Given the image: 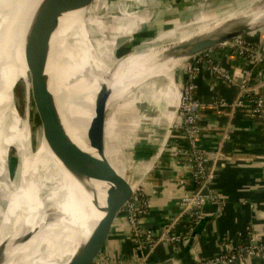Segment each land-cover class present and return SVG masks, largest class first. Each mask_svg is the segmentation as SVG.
<instances>
[{
	"label": "bare ground",
	"instance_id": "bare-ground-1",
	"mask_svg": "<svg viewBox=\"0 0 264 264\" xmlns=\"http://www.w3.org/2000/svg\"><path fill=\"white\" fill-rule=\"evenodd\" d=\"M259 2L260 0H254L245 11L239 14H249L253 10V6L258 5ZM156 8L161 10L160 7ZM236 10L225 12L224 15L213 18V21L233 16ZM155 13V10L148 9L131 15L125 13L117 18L136 17L141 19L140 16H148L147 14L152 18ZM70 14L74 15L73 18L79 16L77 12ZM65 17L66 15L62 16L63 19ZM204 19L208 18L193 19V22L186 24L183 31H181L182 27L168 29L165 33H159L157 39L161 40L175 33L180 35L179 39L186 38L205 27L209 20L201 23ZM145 20H141L139 24H143ZM109 25L112 26V24ZM115 28L119 31L123 30L122 34L129 35L128 38L125 37L124 42L131 40L132 44L128 48H132L131 51L134 50L130 55L121 58L119 63L116 62L115 54L109 53L108 55V50L103 47L98 38L93 36L94 33L87 35L83 28L77 30V33L71 32L62 36L60 34V37L57 32L48 36H40L27 28L9 23L2 11L0 12V194L4 195L1 215L4 226L10 220L12 221L13 238L16 239V244L7 251L9 258L5 264H70L73 262L72 257H76L80 243L89 236L92 223L97 222L104 215L108 184H101L100 181L94 179L85 166V172L82 175L77 172L80 169V150L92 151L94 155L96 154L87 145L96 119H84L89 110L96 108L93 95L96 94L99 86L104 84L108 87L109 83H114L116 88L118 86L121 89V85L127 84L129 79L126 71L132 69L149 53L148 51L139 52L137 45L133 44L136 39L132 35L136 28L131 26ZM102 31V33L105 32ZM124 44L126 46L127 43ZM28 47H31L33 51L39 48L41 52L45 53L43 60H45V67L50 68L49 70L47 68V72L52 77L53 85L47 94L46 102L41 95L37 96L40 117H43V132L38 153L41 162L40 177L39 180H34L33 186L34 190L39 186L38 199H36V207L29 215L30 218L27 221H22L24 215L22 207L26 197L28 174L34 158L32 127L28 122L29 116L27 121L26 105L21 114L17 106V98L5 91L8 90L7 82L10 85L12 78L5 70L7 66L24 67V55L27 54ZM146 64H144L143 70L149 69L145 72L149 75L161 69L160 66L169 63L160 66ZM24 69L25 67L16 72L14 78L24 76ZM142 71L136 73L137 77L145 76ZM120 89H115L113 93L115 100L122 98ZM29 98L30 96H25L27 107ZM4 104L12 111L4 110ZM15 115L17 118H12ZM110 121L108 120L109 125ZM76 126L78 127L73 137L71 133ZM50 133L66 137L72 148L66 150L61 148L58 151L54 150L55 152L51 150L47 144ZM11 138L19 141V151L18 160L13 171L9 174L7 142ZM112 145V142L108 140L105 155L113 167L116 166L123 172L126 168L123 167L125 163L119 159L114 161L115 149ZM64 169L68 181L71 182L70 192L64 191V187L59 183ZM82 210H84V217ZM58 219L60 221L57 225H50L49 221Z\"/></svg>",
	"mask_w": 264,
	"mask_h": 264
},
{
	"label": "crops",
	"instance_id": "crops-1",
	"mask_svg": "<svg viewBox=\"0 0 264 264\" xmlns=\"http://www.w3.org/2000/svg\"><path fill=\"white\" fill-rule=\"evenodd\" d=\"M167 1L183 3V6L173 8L175 16L183 13L185 17L188 13V21L198 16L193 9L194 3L198 0ZM204 1L205 4L203 3L201 8L206 7L208 13L202 11L200 14L211 15L210 10L216 9L214 8L216 3L218 5L222 0ZM253 1L247 0L240 6L243 7ZM240 6L228 10L234 11L241 8ZM221 11L223 12H216L218 13L216 15L227 13V10ZM247 36L264 41V29L250 32ZM212 52L221 66L232 73L252 64L245 57H236L223 46L215 47ZM171 65L173 64L160 66L161 69L156 70L157 73L154 71L147 76L152 78L142 85H137L138 97L132 92L133 96H128L117 103L111 126V136L114 134L117 139L128 140L126 144L123 142L121 144L130 149L128 152L131 154L133 166H130L129 172L133 181L142 183L149 199V211L143 222L155 232L164 229L179 215L178 199L184 187L175 181L189 176L184 157L171 156L167 153L157 154L161 140L167 137L169 115L174 112L176 106L177 85L174 82L182 81L184 76L183 65L173 72ZM252 68L253 82H257L258 69L256 66ZM161 71H164L163 77L167 83H159V77L162 75L158 73ZM239 81L240 79L236 77V83ZM171 90L175 93L173 101L169 100L167 95ZM263 90L264 88L258 93H262ZM236 95L237 84H229L219 79L205 67L201 69L196 89V96L201 101L207 102L215 97L233 99ZM121 102L119 116L116 113ZM203 115L199 124H210L213 129L201 131L198 145L208 155L213 153L222 128L227 123L232 127L230 137L224 142L221 150L224 159L215 168L213 186L219 195L218 201L207 203L204 208L205 218L203 217L192 229L186 217L177 221L172 230L180 234L182 240L173 244L157 245L146 258L150 264L168 263L169 260L174 264H195L199 257L217 254L228 248L231 242L243 240L240 238L241 234L245 235L247 229L259 240L264 241V135L260 120L252 117L246 109H239L234 115H229L225 110L205 107ZM174 141L180 145L185 144L182 131H173L169 142ZM123 167L127 166L124 164ZM186 188L191 187L186 185ZM134 254L135 246L124 212L121 211L110 230L101 256L108 262H128L134 259ZM232 264H264V258L254 257Z\"/></svg>",
	"mask_w": 264,
	"mask_h": 264
},
{
	"label": "water",
	"instance_id": "water-1",
	"mask_svg": "<svg viewBox=\"0 0 264 264\" xmlns=\"http://www.w3.org/2000/svg\"><path fill=\"white\" fill-rule=\"evenodd\" d=\"M144 1L146 0H0V12L2 11L9 23L27 28L40 36H48L58 31L65 35L71 32L77 33V30L82 28L87 34H93L98 33L106 24L109 26L112 23V26L105 31L109 37L114 27L122 28L127 22L126 19L117 17H121L125 13L131 15L139 12L138 8L133 7ZM251 3L237 9L233 16L224 17L218 21L212 19L211 22H207L202 30L190 34L186 38L179 39V35L170 37L167 44L149 52L132 69L126 71L129 79L127 84L121 85V89L118 86L116 88V84L109 83L108 87L101 84L96 94L93 95V91L91 92L95 99L97 113L95 127L87 140V145L96 154L94 155L92 151L80 150V169L77 172L82 175L85 172V166L94 179L105 182L108 186L105 195L104 215L97 222H91L93 224L92 230L85 241L80 243L76 257H72L73 262L70 264L108 263L102 258L101 253L108 240L110 230L132 191L130 180L121 175L105 155L106 135L112 137L111 125L108 124V120L113 117L116 105L122 99L115 100L113 94L115 89H120V94L122 93L123 97L127 91L125 87L134 83L132 86L134 88L152 78L140 79L141 77H137L136 73H140L144 69V64L147 65L146 63L150 66L184 63L200 52L263 28L264 13L261 15L260 13L264 12V0H260L258 5L253 6V10L249 14H239L245 11ZM194 4L201 5L202 3L195 2ZM179 6H183V3L169 1L168 5L157 7L168 10ZM73 12H77L79 16L73 18L74 15L70 14ZM64 15L66 17L63 19L62 16ZM105 32L101 34V38L106 37ZM119 39L118 36L116 40ZM44 54V52L33 51L31 47H28L27 54L24 55L25 76L14 78L16 72L24 68L21 65L20 68L7 66L5 71L12 78L10 85L7 82L8 90L5 91L13 95L18 84L22 86L24 96L37 97L51 91L53 82L52 77L46 71L45 60H43ZM115 57L116 62L119 63L120 58L116 54ZM123 82H125L124 79ZM47 144L53 151H58L61 148L65 150L72 148L66 137L52 133L48 134ZM63 153L65 154V151ZM3 196L0 194V264L6 263L9 258L7 251L16 244V239L13 238L12 221L10 220L5 226L2 223ZM82 215L84 217V210H82ZM143 253V251L135 248L134 259L126 262V264H137ZM167 262L163 264H174L170 260ZM145 264L150 263L146 261Z\"/></svg>",
	"mask_w": 264,
	"mask_h": 264
},
{
	"label": "built area",
	"instance_id": "built-area-1",
	"mask_svg": "<svg viewBox=\"0 0 264 264\" xmlns=\"http://www.w3.org/2000/svg\"><path fill=\"white\" fill-rule=\"evenodd\" d=\"M262 29V28H261ZM264 29V27H263ZM219 46L226 47L236 57H245L251 66L239 68L236 72L224 69L213 54V48L200 52L184 62V76L182 81L174 82L176 87V106L169 120V128L164 139L161 140L157 154L167 153L171 156L184 157L189 176L176 180L184 187L178 199L179 215L172 219L168 226L155 232L146 226L143 219L149 211V199L140 181H132L131 194L125 201L122 211L128 224L130 236L136 249L143 251L137 264H145L146 258L160 243H177L182 236L174 232L172 227L181 218L186 217L192 229L204 217V208L209 201H218V193L214 189L215 168L224 159L221 152L224 142L229 139L231 126L229 123L219 133L214 151L208 155L198 145V138L203 129L212 130L210 124L200 125L203 109L216 107L234 115L239 109H246L252 117L260 120L264 135V41L246 36H238ZM218 47V46H216ZM258 69V81L253 82V68ZM205 67L213 75L229 84H237V95L233 99L215 97L204 102L196 96L197 79L201 69ZM236 77L240 79L236 83ZM168 91V90H167ZM169 100L173 101L174 91L168 92ZM173 131H182L184 143L169 142ZM264 157V153H263ZM190 185L191 188H186ZM230 246L209 257H199L195 264H232L254 257L264 258V241L259 240L249 229ZM107 264H126L123 261H112Z\"/></svg>",
	"mask_w": 264,
	"mask_h": 264
},
{
	"label": "rangeland",
	"instance_id": "rangeland-1",
	"mask_svg": "<svg viewBox=\"0 0 264 264\" xmlns=\"http://www.w3.org/2000/svg\"><path fill=\"white\" fill-rule=\"evenodd\" d=\"M247 1V0H222V1H219V4L217 5L216 3V9L214 10H210V14L211 15H206V14H200L202 11L205 12V13H208V11L206 10V7L205 9L204 8H201V6L203 5V3L205 4V1L204 0H198V2L202 3L201 5H193V9H194V13L197 14L198 16H196L195 19H199V18H208V19H204L202 22H211V20L213 18H216L218 13L216 12H223L221 10H227V12L229 10H231L232 8H236V6H240V5H243V3ZM253 1V0H252ZM250 2V0H249ZM169 1L167 0H146L144 1L143 3L141 4H136L135 9H139L140 11L142 10H155L156 13L155 15L150 18V15L147 14L148 16H140L139 18L141 19H138L136 17H131V18H128L126 19L127 22L124 26H131L133 28H136L135 32L133 33L132 36L135 37L136 39V42L133 43V44H136L137 45V48H138V51L140 52H151L157 48H160L162 46H164L165 44H167V41L170 37L172 36H177L179 34L175 33L173 35H171L170 37H167V38H164V39H161V40H158V35L159 33L161 32H164L168 29H173V28H181V31L185 30V26L186 24L190 23V22H193L192 20L193 19H190L188 21V18H189V14L187 13L184 17V14L183 13H179L178 16H175V10L172 8L168 9V10H163V9H158L156 8L157 6H160V5H168ZM135 5V4H133ZM156 6V7H155ZM215 6V5H214ZM232 6V7H231ZM218 8V9H217ZM225 8V9H224ZM231 8V9H229ZM180 9H183V8H180ZM229 9V10H228ZM212 12V13H211ZM126 14H129V13H126ZM225 13H223L222 15H224ZM194 16V15H193ZM184 18H187V20H185ZM119 19H125V18H119ZM146 19V20H145ZM115 20V19H114ZM141 20H145V22L143 24H139V22ZM129 21V22H128ZM187 21V22H185ZM185 22V23H184ZM195 22V21H194ZM112 24V23H111ZM110 27V25L105 27H103V29L99 30L98 33H94V37L95 38H98V40L102 43L103 47L106 48V50H108V55L109 53H112L111 55L113 54H116L117 52V57H119L120 59L127 56V55H130L131 53H133V51H131V49L128 48V46H130V44H132L131 40L128 41V42H124V39L125 37H129L122 34L124 31L121 30L119 31L118 29H116L115 27L113 28L114 30H112L113 32L110 33L109 37H108V33L105 32L106 34V37L105 38H101V34H102V30L106 31L108 30ZM105 28V29H104ZM180 30V29H179ZM60 34L61 36L63 35L62 33H60V31L57 32V35L58 37H60ZM127 34H132V33H127ZM89 35V34H87ZM119 36V40L117 41V37ZM180 36V35H179ZM153 39V41H152ZM146 42H147V45H146ZM124 43H127L126 46ZM153 45V46H152ZM155 45V46H154ZM152 49H150V48ZM27 48V47H26ZM25 48V49H26ZM42 49V48H40ZM27 50V49H26ZM35 51H40L39 48H37ZM22 62V61H21ZM24 60H23V65H24ZM182 62L181 63H176V64H173L171 65V72L175 71L176 69H178L180 66H182ZM25 66V65H24ZM50 66V64H49ZM47 68L48 70L50 69L49 67H46V71H47ZM164 71H161L160 73H158L159 75H162V77L158 76L159 77V83L163 84V83H167V80L163 77ZM25 76V74H24ZM147 73H145V76H142L140 79H145L147 77ZM139 79V80H140ZM149 79H147L148 81ZM145 81V80H144ZM134 85L131 84L129 85V87H125V90H127L125 93H124V96L122 97L121 100H124V99H127L128 96L131 97L133 96V93H135V97H138L139 96V91L136 89V87L132 88V86ZM138 87V86H137ZM47 93H44L42 96V99H44V102H46V99H47ZM13 96L15 98H17V106H18V109H19V112L22 114L23 111H24V108H25V105H26V115H27V121H28V116H29V123L32 127V142H33V148H32V152H33V155H34V158L32 160V165H31V169L29 171V177H28V185H27V189H26V197H25V200H24V206L22 207V213L24 214L22 216V221L29 219L30 218V213L34 210V208L36 207L37 205V200L38 199V187L35 188V190L33 189V186H34V180L38 179L39 180V177H40V169H41V162H40V157L38 155L39 153V149H40V142H41V134L43 132V117L41 118L40 117V112H39V109H38V103H37V97H32L30 96L29 98V103H28V107H27V100L25 99V96H24V93H23V88L21 85H17L15 87V90H14V94ZM121 103H119L118 107H117V113L116 115H119L121 116V106H120ZM4 110L6 111H9L11 110L8 106H6V104H4V107H3ZM12 111V110H11ZM119 112V114H118ZM29 113V114H28ZM96 108L93 109V110H89L85 116V119H90V120H93L96 119ZM114 117L113 116L112 118H110L109 120L110 121V125L112 126V122L114 120ZM12 118H17V116L15 115L14 117ZM41 118V119H40ZM78 126H76L74 128V130H72V135L73 137L75 136V131L77 129ZM108 134V133H107ZM14 137V136H13ZM17 139V138H16ZM76 140V139H75ZM108 140H110V142H112V145L113 148L115 149V156H113V159L114 161H116L117 159H119L120 161L124 162L125 165L127 166L125 168V170L123 171V174L122 172L119 170L118 167L114 166V168L121 174L123 175L126 179H129V180H132L133 181V177L131 175V172H129V169H130V166L132 167L133 164L130 160L131 158V154L128 152L129 150L124 148V147H127V146H122L121 142L125 143L128 142V140H120V139H117V137H115V135L113 134L112 137H110L109 135H106V138H105V144L108 142ZM19 142V141H18ZM18 142L14 139V138H11L9 139V141L7 142V164H8V173L10 174L13 169H14V166L18 160V151H19V144ZM128 148V147H127ZM71 161V160H69ZM133 171V170H132ZM11 177V175H10ZM59 183H61V186L64 187V191H71V182L68 181L67 179V175L65 173V169L62 171L61 173V178L59 180ZM105 182H101V184H104ZM28 190L29 192L32 194H35L33 196V198H29L28 196ZM36 192V193H35ZM1 196H3V194H1ZM98 197V195H97ZM40 198V197H39ZM97 199V198H96ZM1 207H2V204H1ZM59 219L58 220H51L49 221L50 225L52 224H55L57 225L59 223ZM23 223V222H21ZM20 225V224H18ZM63 231V230H62ZM53 233H55L54 231H52Z\"/></svg>",
	"mask_w": 264,
	"mask_h": 264
},
{
	"label": "trees",
	"instance_id": "trees-1",
	"mask_svg": "<svg viewBox=\"0 0 264 264\" xmlns=\"http://www.w3.org/2000/svg\"><path fill=\"white\" fill-rule=\"evenodd\" d=\"M244 36H246V37H248L247 35H244ZM29 186V185H28ZM28 196H29V198H33V193L31 194L30 192H29V190H28Z\"/></svg>",
	"mask_w": 264,
	"mask_h": 264
}]
</instances>
